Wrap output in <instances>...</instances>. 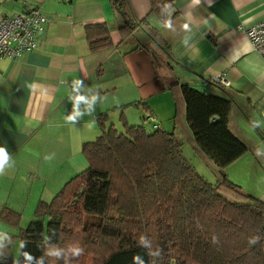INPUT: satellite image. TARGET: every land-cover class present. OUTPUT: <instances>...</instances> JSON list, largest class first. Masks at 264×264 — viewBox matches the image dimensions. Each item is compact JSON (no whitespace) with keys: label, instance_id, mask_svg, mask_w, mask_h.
<instances>
[{"label":"crops","instance_id":"obj_1","mask_svg":"<svg viewBox=\"0 0 264 264\" xmlns=\"http://www.w3.org/2000/svg\"><path fill=\"white\" fill-rule=\"evenodd\" d=\"M131 2L136 16L160 34L173 57L161 52L143 28L121 31L111 0H0V14L39 7L50 19L35 50L15 59L0 57V146L7 147L14 162L0 176V233L12 241L8 258H19L21 229L33 219L38 203L50 202L87 168L83 145L101 135V115L107 113L108 125L120 130L125 117L148 131L163 128L193 141L180 87L169 88L158 72L222 94L205 81L226 72V90L233 95L229 127L248 149L223 171L243 191L264 199V57L244 33L264 19V0H172L174 31L163 27L151 0ZM101 22L108 24L113 46L92 52L86 27ZM186 23L190 32L183 29ZM185 35H191L188 45L182 42ZM150 47L173 66H158ZM77 79L103 99L98 96L95 111L73 126L66 115L72 111L70 96L77 92L71 85ZM78 92L96 94L88 88ZM85 108L81 102L80 111ZM48 154L54 159L46 160Z\"/></svg>","mask_w":264,"mask_h":264},{"label":"trees","instance_id":"obj_2","mask_svg":"<svg viewBox=\"0 0 264 264\" xmlns=\"http://www.w3.org/2000/svg\"><path fill=\"white\" fill-rule=\"evenodd\" d=\"M151 2L152 11L163 21L173 17L169 16L172 0ZM111 3L121 31L141 27L161 52L173 57L160 34L136 16L131 0ZM166 5L170 7L162 11ZM86 33L92 52L113 46L105 22L87 25ZM149 49L159 60L158 66H173L157 49ZM158 76L169 88L180 87L193 141L163 128L148 131L125 117L120 130L108 125L107 113L101 115V135L83 145L87 168L73 176L50 202L38 203L33 219L21 229V242L26 243L21 252L42 256L43 240L54 231L48 244L66 248L79 243L85 249L72 264H132L137 254L149 264L148 250L138 244L141 236H147L153 249L160 250L156 264H264V199L243 191L223 171L248 149L229 127L233 95L212 82L209 84L223 94L182 82L176 75L158 72ZM187 142L208 162L215 183L185 157L183 145ZM221 189L235 199L224 196ZM213 235L218 243L212 242ZM251 236H259V243L249 245ZM17 261L23 264L21 253L17 260L0 259L2 264ZM45 264L64 262L45 257Z\"/></svg>","mask_w":264,"mask_h":264},{"label":"clouds","instance_id":"obj_3","mask_svg":"<svg viewBox=\"0 0 264 264\" xmlns=\"http://www.w3.org/2000/svg\"><path fill=\"white\" fill-rule=\"evenodd\" d=\"M170 6L166 5L162 11H166ZM170 16V13H169ZM163 27L169 30H175L171 19H166L164 21ZM183 29L186 32H190L189 25L186 23L183 25ZM191 39V35H185L183 38V43L188 45ZM80 88H88L90 91H95L96 94L91 97H85L84 95H80L78 90ZM72 92H77L76 95L70 96V101L73 105L72 111L66 115V120L74 126L75 122L79 121L85 114H91L95 111L93 105L97 101V97L99 96L100 100L103 99L99 95L98 90H93L88 86L84 85L81 79H77L71 85ZM83 102L86 105V108L83 112L79 109V104ZM46 160L51 161L54 159V154H48L44 157ZM13 161L11 158V154L8 152L7 147L0 146V176L5 174L7 168L13 166ZM54 231L52 235H54ZM52 235L45 236L43 240V248L44 254L40 257H34L30 252L22 251L21 255L24 257L23 264H45V257L54 258L57 261L62 260L64 264H72V261L76 258L81 257L85 253V249L80 246L79 243L70 244L66 248H61L56 244H48V241L52 239ZM260 237L259 236H251L248 240L249 245H255L259 243ZM212 242L218 243V237L213 235ZM11 237L8 236L6 233H0V259L6 258V248L9 244H11ZM138 244L143 248L148 250V254L150 256L149 264H156V258L160 256L159 249H153L152 242L147 238V236H141L138 240ZM26 247L25 242H21L20 248L24 249ZM15 264H19V261L15 262ZM132 264H145V260L139 254L134 255L132 258Z\"/></svg>","mask_w":264,"mask_h":264},{"label":"built area","instance_id":"obj_4","mask_svg":"<svg viewBox=\"0 0 264 264\" xmlns=\"http://www.w3.org/2000/svg\"><path fill=\"white\" fill-rule=\"evenodd\" d=\"M50 19L39 7L20 12L0 14V57L15 59L38 47V35L42 33ZM252 48L264 57V19L244 30ZM209 82L228 87L230 81L222 71Z\"/></svg>","mask_w":264,"mask_h":264},{"label":"rangeland","instance_id":"obj_5","mask_svg":"<svg viewBox=\"0 0 264 264\" xmlns=\"http://www.w3.org/2000/svg\"><path fill=\"white\" fill-rule=\"evenodd\" d=\"M211 91H215L214 88L211 89ZM236 111L233 110L232 115H231V128L235 131L234 129V124H235V116L234 114ZM237 134V133H236ZM239 136V135H238ZM249 142V141H248ZM247 142V143H248ZM250 144V143H249ZM183 152L185 157L188 159V161L196 168V170L204 176L209 182L214 183V173L212 172V168L207 164L208 162L206 160H203L200 155L197 154V152L194 150L192 146H190L188 143H185L183 145ZM264 152V150H263ZM264 157V156H263ZM221 192H223L224 196L227 198H230L233 200V194L229 193L225 189H221ZM27 225V224H26Z\"/></svg>","mask_w":264,"mask_h":264},{"label":"water","instance_id":"obj_6","mask_svg":"<svg viewBox=\"0 0 264 264\" xmlns=\"http://www.w3.org/2000/svg\"><path fill=\"white\" fill-rule=\"evenodd\" d=\"M213 119H216V117H213Z\"/></svg>","mask_w":264,"mask_h":264}]
</instances>
